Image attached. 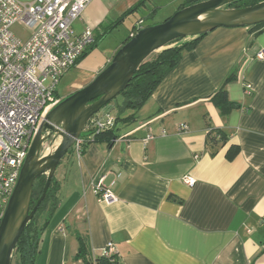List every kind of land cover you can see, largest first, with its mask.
<instances>
[{
	"label": "crops",
	"instance_id": "1",
	"mask_svg": "<svg viewBox=\"0 0 264 264\" xmlns=\"http://www.w3.org/2000/svg\"><path fill=\"white\" fill-rule=\"evenodd\" d=\"M138 1L91 0L73 22L76 32L90 26L94 36L111 28L73 67L87 82L131 33L164 21L183 0H144L117 22ZM261 50L264 27H217L183 52L138 109L102 108L97 116L114 120L117 137L110 145L89 141L82 153L72 146L61 159L54 174L58 205L34 264H82L77 234L92 256L111 241L117 264H264ZM231 73L224 88L238 106L222 114L211 97ZM57 95L64 96L58 89ZM182 123L187 127L179 130ZM212 128L225 143L208 142ZM100 178L115 201L97 200L93 185Z\"/></svg>",
	"mask_w": 264,
	"mask_h": 264
},
{
	"label": "built area",
	"instance_id": "2",
	"mask_svg": "<svg viewBox=\"0 0 264 264\" xmlns=\"http://www.w3.org/2000/svg\"><path fill=\"white\" fill-rule=\"evenodd\" d=\"M90 1L0 0V222L31 141L47 112L60 100L57 85L61 77L94 42L92 27L86 26L80 32L73 27ZM16 23L30 30L28 35L14 33L11 28ZM257 56L263 58L264 51ZM250 88V84L245 85L246 91ZM97 114L87 121L84 135L72 145L79 153L86 140L114 125L112 118L101 119ZM186 127L182 123L178 129ZM152 137L149 134L146 139ZM183 181L193 184L187 176ZM93 190L98 201L116 200L102 178ZM101 255L110 261L116 258L111 241L105 244Z\"/></svg>",
	"mask_w": 264,
	"mask_h": 264
},
{
	"label": "water",
	"instance_id": "3",
	"mask_svg": "<svg viewBox=\"0 0 264 264\" xmlns=\"http://www.w3.org/2000/svg\"><path fill=\"white\" fill-rule=\"evenodd\" d=\"M237 1L240 0H202L177 9L162 22L138 29L88 84L60 99L47 112L31 141L0 222V264L12 263L21 233L44 200L61 159L81 135L87 121L126 88L134 72L152 53L177 39L194 38L217 27L264 22V0L230 7ZM41 175L46 177L42 192L30 208L33 184Z\"/></svg>",
	"mask_w": 264,
	"mask_h": 264
},
{
	"label": "trees",
	"instance_id": "4",
	"mask_svg": "<svg viewBox=\"0 0 264 264\" xmlns=\"http://www.w3.org/2000/svg\"><path fill=\"white\" fill-rule=\"evenodd\" d=\"M202 0H183L179 5V8H182L187 5L194 4ZM261 0H240L230 5V7H240L245 5H253ZM144 2V0H139L135 5L127 9L117 20L121 21L125 15L133 12L136 8L139 7ZM250 31L258 32L264 27V22L248 26ZM110 27H105L102 34L94 37V42L89 47L87 51L83 53L80 60L88 53V51L95 46L103 35L107 34L110 31ZM204 34L199 35L194 38H185L177 39L166 48L160 50L159 52L152 53L134 72L132 78L128 82L126 88L122 90L119 94L123 96V101L119 106L120 109H138L145 100L151 95L157 84L171 71V69L178 63L181 59L184 51L192 48L199 38ZM128 40V39H127ZM126 40V41H127ZM79 60V61H80ZM233 78V74H229L223 81L222 85L211 97L213 103L220 110L222 114L227 113L232 107H237L238 104L230 101L227 98L225 91V84ZM131 116L123 118L124 120L130 119ZM116 118L115 121H117ZM83 134L81 133V136ZM113 127L101 130L96 132L92 139L86 140L80 149V153L83 151L84 145L89 141H105L110 145L116 138ZM207 140L211 145H215L220 140L225 143V135L218 129H209L207 131ZM71 149V148H70ZM69 149V150H70ZM227 154L230 156V148L227 151ZM45 175H41L36 178L32 188L30 208L34 206L38 200L42 188L45 182ZM59 188V182L56 180L55 176L52 177L50 186L46 191L44 200L38 206L34 216L27 223L23 232L21 233L15 249L13 251V256L16 257V264H34L39 252V241L42 232L48 225L53 213L58 205L57 191ZM44 213V218L42 222H38V218L41 214ZM77 239V251L75 258L81 260L82 264H117V258L113 261H110L108 258H105L100 254L92 256L89 250V247L79 234L76 235Z\"/></svg>",
	"mask_w": 264,
	"mask_h": 264
},
{
	"label": "rangeland",
	"instance_id": "5",
	"mask_svg": "<svg viewBox=\"0 0 264 264\" xmlns=\"http://www.w3.org/2000/svg\"><path fill=\"white\" fill-rule=\"evenodd\" d=\"M12 31L16 34H21V35H28V33L30 32V30H28L26 27H24L21 23H16L15 25L12 26ZM113 36H110L107 38L106 42L109 43L110 40H112ZM189 38H185L183 40H186ZM156 53V52H154ZM87 78L84 75V72L78 70V69H70L68 70L60 79L58 85H57V89L60 92V94L64 95L63 97L67 96L68 94L76 91L77 89L85 86L86 84H88L89 82H87ZM123 101V96L118 94L117 96H115L109 103H107L105 106H103L102 108H110L112 105H120L121 102ZM101 108V109H102ZM82 134L84 135V132H82ZM49 140L45 142L44 147L47 146L49 143ZM44 218V213L41 214L38 218V222H42ZM11 264H16V257H12V263Z\"/></svg>",
	"mask_w": 264,
	"mask_h": 264
}]
</instances>
